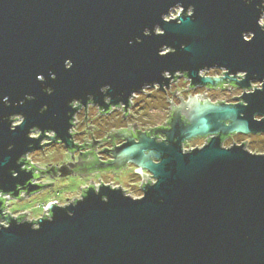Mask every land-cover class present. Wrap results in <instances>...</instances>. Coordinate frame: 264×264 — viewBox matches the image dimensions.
I'll return each instance as SVG.
<instances>
[{"label":"water","instance_id":"water-1","mask_svg":"<svg viewBox=\"0 0 264 264\" xmlns=\"http://www.w3.org/2000/svg\"><path fill=\"white\" fill-rule=\"evenodd\" d=\"M263 16L264 0H0V264H264V154L223 149L215 138L180 147L217 133H264ZM211 68L224 77L200 76ZM176 74L193 86L261 87L243 94V107L197 104L188 125L172 121L166 144L125 135L113 165L152 177L140 198L88 187L36 221L3 215V196L42 188L24 156L45 140L77 149L74 103L127 107Z\"/></svg>","mask_w":264,"mask_h":264},{"label":"flooded vegetation","instance_id":"flooded-vegetation-1","mask_svg":"<svg viewBox=\"0 0 264 264\" xmlns=\"http://www.w3.org/2000/svg\"><path fill=\"white\" fill-rule=\"evenodd\" d=\"M224 74L223 70L217 68L200 72V76L209 78L222 79ZM242 77V75H237L236 79L240 80ZM260 87V83L252 82L250 89L242 90L228 80L216 87L193 86L185 74H176L166 86H148L141 92L133 94L127 107L120 104L105 111L91 101L85 107L74 103L73 107L77 111L72 119L70 133L72 144L77 149L69 151L61 143L45 140L44 148L39 151H46L57 146L65 151L67 157L65 159L60 157V162H48L44 166L33 162L32 158H29L31 153L22 158L25 169L35 168L32 184L42 187L33 195L54 186L66 176L79 175L86 178L97 176L100 179L97 184L91 183L85 188L97 189L100 186H107L111 189H120L124 195L131 198H140L143 195L142 188L154 182L152 177L129 162L113 165V151L128 143L125 135L130 136L135 143L142 135H145L154 144H166L165 133L170 130L172 121L178 120L182 125H188L189 117L197 104L204 105L208 102L211 105L224 104L231 107L237 105L243 107L245 106V102L241 99L243 94L251 93ZM106 103H108L107 100ZM156 110L160 112L159 123L156 122ZM253 118L255 121H260L262 116L256 114ZM18 122L19 118H14V124ZM225 124L227 125L228 122ZM38 135L37 132L32 134L33 137ZM48 136L53 137L54 135L48 134ZM214 138L218 140L220 148L223 149L242 146L248 152L254 153L256 144L258 148H264V133H217L184 140L180 147L182 151L199 149ZM144 154L147 155L148 151ZM152 161L156 163L154 159ZM44 179L49 180V183L44 184ZM136 181L139 182L138 189L130 187ZM81 195L82 193L77 199ZM25 197L24 192L20 193L19 199Z\"/></svg>","mask_w":264,"mask_h":264},{"label":"rangeland","instance_id":"rangeland-1","mask_svg":"<svg viewBox=\"0 0 264 264\" xmlns=\"http://www.w3.org/2000/svg\"><path fill=\"white\" fill-rule=\"evenodd\" d=\"M167 19V17H165ZM264 18V16L262 17ZM264 27V26H263ZM249 38V37H247ZM156 122H160V112L156 110ZM17 124V123H16ZM256 144L253 151L254 154H264V148H258ZM56 157V159H54ZM58 157V158H57ZM61 158H66L65 151L57 146H53L46 151H37L30 154L29 158L39 166H44L48 162H60ZM63 160V159H62ZM99 178L96 177H82V176H66L58 181L54 186L48 187L46 190L37 195H30L22 199H11L8 201L7 213L13 217L26 214L24 219L27 221H36L44 214L46 207L56 202L57 205H65L66 202L77 199L81 193V188H85L91 183L97 184ZM44 184H48L49 180L44 179ZM134 189H138L139 182L133 183Z\"/></svg>","mask_w":264,"mask_h":264},{"label":"built area","instance_id":"built-area-1","mask_svg":"<svg viewBox=\"0 0 264 264\" xmlns=\"http://www.w3.org/2000/svg\"><path fill=\"white\" fill-rule=\"evenodd\" d=\"M180 14V9L179 8H176V9H173L166 17L167 19H174L175 17H177L178 15ZM3 198L7 199L6 202H5V209L3 210V215H5L7 213V208H8V196H3ZM0 224H4V222L1 220L0 221Z\"/></svg>","mask_w":264,"mask_h":264},{"label":"snow or ice","instance_id":"snow-or-ice-1","mask_svg":"<svg viewBox=\"0 0 264 264\" xmlns=\"http://www.w3.org/2000/svg\"><path fill=\"white\" fill-rule=\"evenodd\" d=\"M259 24L261 25V26H264V18H260L259 19ZM6 98H0V104H2V103H4V100H5Z\"/></svg>","mask_w":264,"mask_h":264}]
</instances>
